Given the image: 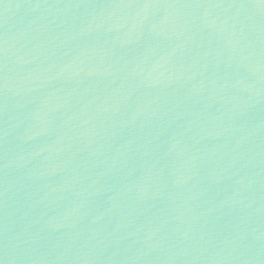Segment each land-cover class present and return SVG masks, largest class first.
I'll list each match as a JSON object with an SVG mask.
<instances>
[{
	"label": "water",
	"instance_id": "water-1",
	"mask_svg": "<svg viewBox=\"0 0 264 264\" xmlns=\"http://www.w3.org/2000/svg\"><path fill=\"white\" fill-rule=\"evenodd\" d=\"M0 264H264V0H0Z\"/></svg>",
	"mask_w": 264,
	"mask_h": 264
}]
</instances>
